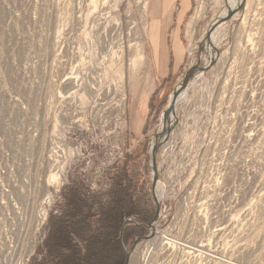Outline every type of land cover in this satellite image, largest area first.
<instances>
[{
	"label": "rangeland",
	"instance_id": "1",
	"mask_svg": "<svg viewBox=\"0 0 264 264\" xmlns=\"http://www.w3.org/2000/svg\"><path fill=\"white\" fill-rule=\"evenodd\" d=\"M250 7L217 30L207 65L219 0H0V134L26 136L39 107L72 128L82 155L71 181L81 174L93 193L129 154L159 207L153 235L126 248L137 264H264V0Z\"/></svg>",
	"mask_w": 264,
	"mask_h": 264
},
{
	"label": "built area",
	"instance_id": "2",
	"mask_svg": "<svg viewBox=\"0 0 264 264\" xmlns=\"http://www.w3.org/2000/svg\"><path fill=\"white\" fill-rule=\"evenodd\" d=\"M45 91L51 98L55 85ZM26 112L31 119L26 136L0 134V264H32L46 240L50 217L60 215L62 190L82 155L72 128L64 133L39 107Z\"/></svg>",
	"mask_w": 264,
	"mask_h": 264
},
{
	"label": "trees",
	"instance_id": "3",
	"mask_svg": "<svg viewBox=\"0 0 264 264\" xmlns=\"http://www.w3.org/2000/svg\"><path fill=\"white\" fill-rule=\"evenodd\" d=\"M144 148L146 153L147 140ZM124 161L103 193L77 179L63 189L64 204L59 216L50 217L40 264L126 263V248L146 237L156 208L130 173L132 157Z\"/></svg>",
	"mask_w": 264,
	"mask_h": 264
},
{
	"label": "bare ground",
	"instance_id": "4",
	"mask_svg": "<svg viewBox=\"0 0 264 264\" xmlns=\"http://www.w3.org/2000/svg\"><path fill=\"white\" fill-rule=\"evenodd\" d=\"M243 0H219V3L222 4V6L224 7V9L222 10V12L220 13V17L216 18V19H212L213 22L210 24L209 28L216 22L217 19L219 18H223L224 16L227 15L228 12L235 10L236 8H238L240 6V4L242 3ZM250 3L251 0H245V10L249 13L251 11V7H250ZM227 7V8H226ZM218 10V9H217ZM246 12V13H247ZM224 25V24H222ZM220 25L219 27L216 28V30L212 33L211 37H210V41L208 43V49L210 48V50L212 49V52L210 51V57L208 61L207 65H210L213 62H216V60L218 59V52H217V48H216V32L217 30L222 26ZM225 26V25H224ZM208 28V29H209ZM220 30V29H219ZM156 37V36H155ZM154 38V37H153ZM153 40V39H152ZM218 46V45H217ZM136 55L133 58L132 61V66L133 67H138L140 62L143 60V54L142 52L139 51V46L136 45ZM197 72V71H196ZM195 71H193L194 75L196 73ZM186 91H184L183 93H181L178 98L176 99L175 103H174V107L173 109H168V121L165 125V130H169L170 128L172 129L173 124L176 122V116H175V108L176 105L178 103L179 100H181L184 96H185ZM166 138V137H165ZM159 199V198H158ZM151 240V239H150ZM161 238L155 237L150 243L153 244L154 242H161L160 241ZM149 241V240H148ZM163 241V240H162ZM150 242V241H149ZM159 244V243H158ZM189 247V246H188ZM203 247V245L201 246V248ZM144 257V256H143ZM139 259V258H138ZM135 256L130 255V259H129V263L128 264H137L135 261ZM140 261V260H139ZM142 261V260H141ZM143 263V262H142ZM143 264H148V263H143Z\"/></svg>",
	"mask_w": 264,
	"mask_h": 264
},
{
	"label": "water",
	"instance_id": "5",
	"mask_svg": "<svg viewBox=\"0 0 264 264\" xmlns=\"http://www.w3.org/2000/svg\"><path fill=\"white\" fill-rule=\"evenodd\" d=\"M244 7H245V0L242 1V3L240 4V6L238 8H236L233 11L228 12L227 15L224 16L223 18L217 19L216 22L207 30V42L209 43L210 37H211L212 33L216 30L217 27H219L220 25L225 24L228 21H230L238 12H240L241 10H243ZM202 45H204V44H201V46ZM211 64H213V63H211ZM193 71L194 70L189 71L186 74V76H185L184 81L182 82V84H180L179 86H177V88L174 90L173 95H172V98H171V100L169 102V105H168L167 109L163 113V118H164V121L166 123L168 121V118H167L168 109H173L174 103H175L176 99L186 89V87H187V85L189 83V79L192 77ZM158 146L159 145H153V146H151V153H150V158L152 160V170H153V175H154V178H153V186L156 185L157 179H158L157 178V167H156V150L158 149ZM155 204H156V214H155V218L153 219V221L149 225V230H151V233H150V236L149 237H145L144 239H148V238H150L153 235V232L152 231L155 228L156 220H157V218L159 216V207H158V200L157 199H155ZM128 222H130V220L127 221V223ZM130 255H131V252H127V261H126L125 264H128L129 263Z\"/></svg>",
	"mask_w": 264,
	"mask_h": 264
}]
</instances>
